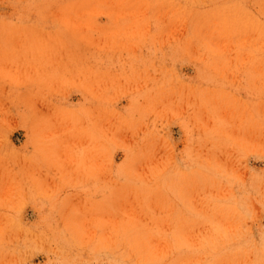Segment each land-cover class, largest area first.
Returning <instances> with one entry per match:
<instances>
[{
    "label": "rangeland",
    "instance_id": "1",
    "mask_svg": "<svg viewBox=\"0 0 264 264\" xmlns=\"http://www.w3.org/2000/svg\"><path fill=\"white\" fill-rule=\"evenodd\" d=\"M0 264H264V0H0Z\"/></svg>",
    "mask_w": 264,
    "mask_h": 264
}]
</instances>
